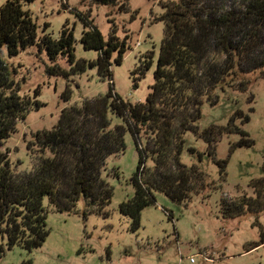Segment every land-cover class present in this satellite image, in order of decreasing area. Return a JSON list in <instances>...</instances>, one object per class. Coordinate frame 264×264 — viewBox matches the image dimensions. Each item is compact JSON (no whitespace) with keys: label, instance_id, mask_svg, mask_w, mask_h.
Masks as SVG:
<instances>
[{"label":"trees","instance_id":"obj_1","mask_svg":"<svg viewBox=\"0 0 264 264\" xmlns=\"http://www.w3.org/2000/svg\"><path fill=\"white\" fill-rule=\"evenodd\" d=\"M34 0H6L0 7V46L6 45L10 56L37 46L53 62L66 57L67 71L59 66L47 69L49 75L70 77L87 67L97 68L102 81H109L104 95L84 99L62 109L57 123L35 136L38 154L32 157L31 170L16 171L7 152L0 150V239L9 248L28 251L43 245L50 230L47 226L46 198L58 212L77 213V203L84 198L89 210H99L111 200L113 191L104 173L107 159L123 153L125 136L130 133L138 152V163L132 177L134 196L120 205L130 217L133 229L140 226L141 212L153 205V191L170 196L178 203L198 194L197 186L206 187L200 167L181 162L185 134L192 132L208 145L207 156L221 169L224 179L227 160L215 159L216 145L223 134H239L232 144L251 146L253 140L239 127L250 117L237 110L224 126L199 129L197 121L205 98L245 75L264 68L260 38L264 33V0H244L240 8L225 7L223 0H175L162 4L158 21L164 23L154 82L144 102L130 103L113 90L112 66L120 64L128 50L126 39L114 30L107 38L88 16L83 14L81 43L85 49L98 52L96 60H76L73 28L65 23L58 39L49 34L39 37L37 26L24 4ZM96 4L116 5L118 0H92ZM264 50V49H263ZM213 57V58H212ZM145 61L144 68L151 67ZM0 64V145L16 131L30 110L41 103L21 96L18 88L6 84ZM241 89L245 84H241ZM69 86L63 93L70 100ZM212 103H215L213 100ZM111 115L121 122L113 125ZM191 153L197 152L189 148ZM151 161L152 166H146ZM146 167V168H145ZM204 187V188H205ZM247 193L221 200L224 215L235 217L245 212L264 210V176L253 179ZM264 244L256 243L246 252ZM0 244V251H2ZM25 264V263H24ZM27 264H31L28 261Z\"/></svg>","mask_w":264,"mask_h":264},{"label":"rangeland","instance_id":"obj_2","mask_svg":"<svg viewBox=\"0 0 264 264\" xmlns=\"http://www.w3.org/2000/svg\"><path fill=\"white\" fill-rule=\"evenodd\" d=\"M5 1L0 0V7ZM166 1L172 0H118L116 5L92 0H34L23 8L37 26L39 37L49 34L56 40L65 23L73 28L76 60H96L98 56L97 51L85 49L81 43L82 32L87 29L81 19L83 14L105 38L114 30L120 39H126L128 50L123 60L111 68L113 90L125 101L137 103L145 101L154 82L164 36V23L158 18ZM223 2L225 7L240 8L244 0ZM260 42L264 49V33ZM150 60L151 67L145 69V61ZM0 64L6 84L18 88L21 96L41 103L17 123L16 131L0 145L16 171L31 170L32 157L38 154L36 134L51 129L63 108L104 95L110 86L108 80H101L97 68L87 67L83 73L68 78L49 75V68L59 66L69 71L71 65L66 57L51 61L46 51L37 46L20 50L16 56L8 54L6 45L0 46ZM237 78L232 86L218 88L203 100L197 121L203 130L211 125L225 126L237 110L250 117L244 125L240 120L236 123L253 140L251 146L231 151L232 144L241 139L239 134H223L216 145L215 159L227 160L224 179L221 168L207 156V143L187 132L181 162L200 167L207 186H197L199 193H191L180 203L153 191L154 204L141 212L140 226L133 229L130 217L120 210L121 203L134 196L132 177L138 163L136 144L127 133L124 152L110 156L106 162L104 175L113 191L110 202L91 211L81 197L77 213H68L56 211L45 198L50 233L43 245L28 251L19 246L9 248L6 238L0 239V264H264V244L246 252L264 242V210H245L229 217L221 207L223 199L242 193L253 196L250 182L264 176V68ZM242 83L243 89L239 87ZM68 86L71 97L66 102L63 93ZM111 120L113 125L121 122L112 115ZM189 148L202 153V157ZM152 165L147 161L146 166Z\"/></svg>","mask_w":264,"mask_h":264},{"label":"built area","instance_id":"obj_3","mask_svg":"<svg viewBox=\"0 0 264 264\" xmlns=\"http://www.w3.org/2000/svg\"><path fill=\"white\" fill-rule=\"evenodd\" d=\"M191 261H193V259L191 258Z\"/></svg>","mask_w":264,"mask_h":264}]
</instances>
